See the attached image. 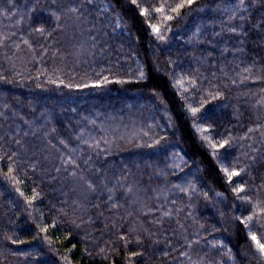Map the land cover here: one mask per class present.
Wrapping results in <instances>:
<instances>
[{"label": "trees", "instance_id": "16d2710c", "mask_svg": "<svg viewBox=\"0 0 264 264\" xmlns=\"http://www.w3.org/2000/svg\"><path fill=\"white\" fill-rule=\"evenodd\" d=\"M257 241L264 0H0V264H264Z\"/></svg>", "mask_w": 264, "mask_h": 264}, {"label": "snow or ice", "instance_id": "6c2138e0", "mask_svg": "<svg viewBox=\"0 0 264 264\" xmlns=\"http://www.w3.org/2000/svg\"><path fill=\"white\" fill-rule=\"evenodd\" d=\"M189 3H191V0H188ZM252 239L255 241L256 240V237L253 236ZM257 244L260 248L261 251H264V244H261L259 241H257Z\"/></svg>", "mask_w": 264, "mask_h": 264}]
</instances>
